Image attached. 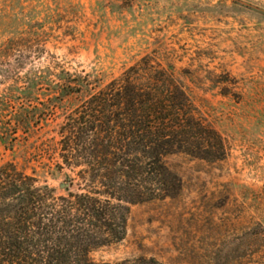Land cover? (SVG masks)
Masks as SVG:
<instances>
[{
    "label": "rangeland",
    "instance_id": "1",
    "mask_svg": "<svg viewBox=\"0 0 264 264\" xmlns=\"http://www.w3.org/2000/svg\"><path fill=\"white\" fill-rule=\"evenodd\" d=\"M142 58L173 72L225 156L167 157L178 196L130 207L124 239L91 258L264 264V0H0V139L21 113L49 104L41 89L21 95L27 72L54 67L107 83ZM46 132L0 141V165L61 190L68 173L38 156Z\"/></svg>",
    "mask_w": 264,
    "mask_h": 264
},
{
    "label": "trees",
    "instance_id": "2",
    "mask_svg": "<svg viewBox=\"0 0 264 264\" xmlns=\"http://www.w3.org/2000/svg\"><path fill=\"white\" fill-rule=\"evenodd\" d=\"M18 81L23 97L41 89L49 104L21 113L13 133L5 125L0 141L43 126L38 156L68 173L67 188L40 184L12 162L0 165V264H108L91 255L124 239L130 207L178 196L180 179L167 157L218 162L225 156L221 137L173 72L148 58L107 83L54 67Z\"/></svg>",
    "mask_w": 264,
    "mask_h": 264
},
{
    "label": "water",
    "instance_id": "3",
    "mask_svg": "<svg viewBox=\"0 0 264 264\" xmlns=\"http://www.w3.org/2000/svg\"><path fill=\"white\" fill-rule=\"evenodd\" d=\"M59 188H60L61 190H63V189H65V188H67V185H60Z\"/></svg>",
    "mask_w": 264,
    "mask_h": 264
}]
</instances>
